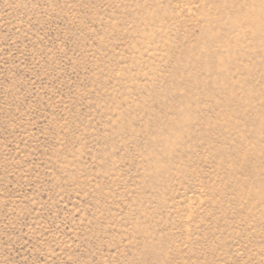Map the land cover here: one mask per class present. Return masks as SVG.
<instances>
[{
    "label": "rangeland",
    "instance_id": "rangeland-1",
    "mask_svg": "<svg viewBox=\"0 0 264 264\" xmlns=\"http://www.w3.org/2000/svg\"><path fill=\"white\" fill-rule=\"evenodd\" d=\"M0 264H264V0H0Z\"/></svg>",
    "mask_w": 264,
    "mask_h": 264
}]
</instances>
